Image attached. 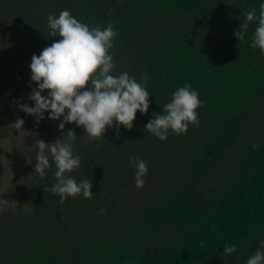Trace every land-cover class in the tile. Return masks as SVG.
I'll use <instances>...</instances> for the list:
<instances>
[{"label": "trees", "instance_id": "obj_1", "mask_svg": "<svg viewBox=\"0 0 264 264\" xmlns=\"http://www.w3.org/2000/svg\"><path fill=\"white\" fill-rule=\"evenodd\" d=\"M264 0H0V138L24 120L33 144L30 208H0V264H247L264 251V55L250 45ZM256 9L244 41L235 36ZM68 10L90 28L118 30L110 53L112 75L148 77L149 109L131 130L115 124L104 139L74 130L81 164L66 172L92 183L93 199L60 197L55 163L44 178L34 171L38 141L62 136L61 120L36 118L17 102L37 88L31 58L60 37H49L47 17ZM186 83L199 94L200 126L160 141L146 125L162 115ZM45 90L42 95H47ZM67 111V110H66ZM259 149L253 150L252 145ZM130 157L147 162L135 186ZM102 190V191H101ZM104 208L106 214H100ZM201 241L204 247H201ZM224 245L236 252L223 259Z\"/></svg>", "mask_w": 264, "mask_h": 264}, {"label": "clouds", "instance_id": "obj_2", "mask_svg": "<svg viewBox=\"0 0 264 264\" xmlns=\"http://www.w3.org/2000/svg\"><path fill=\"white\" fill-rule=\"evenodd\" d=\"M243 15L246 20L234 33L240 43L244 41L249 22L257 19L255 8ZM47 21L50 29L48 36L60 39L45 47L39 56L33 55L31 58V81L36 83L37 88L31 91L28 99L34 101L35 106L30 107L19 101L17 104L21 111L36 118L37 125L45 119V112L49 113L48 119L63 118L58 125L62 136L55 143L49 144L41 139L38 141L34 171L44 178L45 170L52 166L45 155V150H49L57 169V182L49 190L59 195L62 204L68 197L75 198L81 194L91 200V181L84 179L77 183L74 178L65 175L81 164L80 157L73 154L77 135L71 129L64 133L65 124L82 126L86 135L96 140L104 139V133L114 123L117 135L120 125L131 130L137 111L146 114L149 109L150 93L145 86L148 77L142 75L143 83H140L127 72L118 76L111 74L116 63L110 49L119 35L111 23L103 29L99 26L90 28L79 22L68 10H62L58 17L49 15ZM258 23L250 46L253 49L258 47L264 55V3L260 4ZM45 90H48L46 96L42 95ZM203 103L198 92L190 83H186L173 93L172 101L163 107L164 114L151 119L146 130L162 142L167 140L169 130L177 136L186 135L189 125L195 128L200 126L197 109ZM15 124L20 129L24 120L18 118ZM252 148L258 150L259 145L254 143ZM130 167L136 169L135 186L143 188L149 172L147 162L130 157ZM99 212L106 214L107 210L101 208ZM261 245L264 247V241ZM200 246L204 247L203 241ZM234 252V245H224L221 258L231 256ZM247 264H264V251L257 250L249 257Z\"/></svg>", "mask_w": 264, "mask_h": 264}, {"label": "rangeland", "instance_id": "obj_3", "mask_svg": "<svg viewBox=\"0 0 264 264\" xmlns=\"http://www.w3.org/2000/svg\"><path fill=\"white\" fill-rule=\"evenodd\" d=\"M28 136L26 125L18 129L13 123L7 135L0 138V208L13 211H27L30 208L32 190L26 181L32 173L29 156L33 144ZM54 141L51 139L46 143L52 144Z\"/></svg>", "mask_w": 264, "mask_h": 264}]
</instances>
